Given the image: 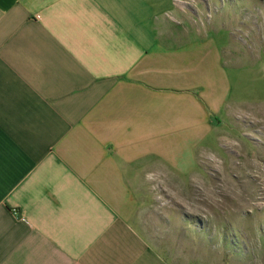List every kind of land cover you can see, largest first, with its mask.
<instances>
[{
	"label": "crops",
	"instance_id": "crops-1",
	"mask_svg": "<svg viewBox=\"0 0 264 264\" xmlns=\"http://www.w3.org/2000/svg\"><path fill=\"white\" fill-rule=\"evenodd\" d=\"M192 23L173 0H0V264L199 263L154 201L230 100Z\"/></svg>",
	"mask_w": 264,
	"mask_h": 264
},
{
	"label": "rangeland",
	"instance_id": "rangeland-1",
	"mask_svg": "<svg viewBox=\"0 0 264 264\" xmlns=\"http://www.w3.org/2000/svg\"><path fill=\"white\" fill-rule=\"evenodd\" d=\"M173 1L221 45L231 91L216 138L195 147V171L170 178L155 205L186 218L184 250L198 264H264V0Z\"/></svg>",
	"mask_w": 264,
	"mask_h": 264
}]
</instances>
